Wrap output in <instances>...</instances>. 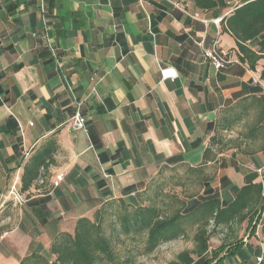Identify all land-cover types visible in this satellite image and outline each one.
<instances>
[{
  "label": "crops",
  "instance_id": "0c3cea01",
  "mask_svg": "<svg viewBox=\"0 0 264 264\" xmlns=\"http://www.w3.org/2000/svg\"><path fill=\"white\" fill-rule=\"evenodd\" d=\"M225 2L201 11L189 0H0V264L45 254L78 219L174 169L202 167L222 206L264 169V120L248 101L264 94V59L249 70L221 31L241 0ZM257 41L246 43L256 54ZM213 45L230 61L222 70L205 58ZM168 67L177 77L161 80ZM76 111L85 130L69 125ZM25 170L40 177L21 191ZM252 226H240L242 245L220 264H264V223Z\"/></svg>",
  "mask_w": 264,
  "mask_h": 264
},
{
  "label": "trees",
  "instance_id": "16d2710c",
  "mask_svg": "<svg viewBox=\"0 0 264 264\" xmlns=\"http://www.w3.org/2000/svg\"><path fill=\"white\" fill-rule=\"evenodd\" d=\"M189 1L201 11L228 8L225 0ZM220 27L223 33L235 40L241 60L253 71L257 62L264 59V0H241L230 15L220 21ZM254 40H258L257 54L246 46L247 42ZM260 80L264 82V67ZM248 101L257 107L258 119L264 120V94L249 97ZM221 139L213 136L210 141L213 145L222 146ZM54 149V143H50L45 154L38 157V170L45 168L46 160L51 162L52 157L47 154ZM210 155V149H205L203 164L210 159ZM178 169H184L183 176L178 177V186L193 181L199 192L182 197L174 194L163 197L159 191L164 181V176H161L153 185L136 192L130 202L122 199L104 202L92 220L78 219L73 232L58 233L45 254L31 253L23 257L19 264H135V254L150 255L160 246L185 239L190 233L192 249L181 251L168 264H220L242 245V238L238 237L240 226L246 223L248 230L258 220L263 202L261 183L255 182L256 173L245 174L244 185L234 189L233 200L222 206L218 196L205 185L209 176L202 167L184 166ZM178 169L168 174H174ZM38 170L36 173L25 170L21 191L28 190L31 183L38 180ZM153 186H156V191L151 194L155 189ZM236 226L239 228L234 230ZM254 227L255 224L252 229ZM217 232H226V235L217 248L210 249V240ZM129 242L131 247H127ZM116 245H124V252H119ZM137 249L139 251L135 253ZM223 253L225 255L220 257Z\"/></svg>",
  "mask_w": 264,
  "mask_h": 264
},
{
  "label": "rangeland",
  "instance_id": "374dc122",
  "mask_svg": "<svg viewBox=\"0 0 264 264\" xmlns=\"http://www.w3.org/2000/svg\"><path fill=\"white\" fill-rule=\"evenodd\" d=\"M183 173H184V169H178V171L174 174L164 175V181L159 189L163 197L166 194H174L177 195L178 197H182L189 193L199 192L198 186L194 185L193 181L185 182L184 186H178L179 183L178 177H182ZM154 187L155 189L151 191V194L156 191V186H153L152 188ZM238 228L239 227L236 226L235 230H237ZM224 235H226V232L223 233L217 232L216 235L213 236L212 239L210 240V246L212 248L218 246V244L221 243V241L223 240ZM191 236L192 233H190L189 236L185 239H179L177 241L164 244L150 255L142 256L135 254V264H168L169 262L175 260L176 256L181 251L192 249L193 244L191 241ZM126 244L127 247H131L130 242ZM140 248L141 246H139V249ZM116 249H118L119 252L123 253L125 246L116 245ZM138 251L139 250L137 249L135 253H137Z\"/></svg>",
  "mask_w": 264,
  "mask_h": 264
},
{
  "label": "built area",
  "instance_id": "2783aa9c",
  "mask_svg": "<svg viewBox=\"0 0 264 264\" xmlns=\"http://www.w3.org/2000/svg\"><path fill=\"white\" fill-rule=\"evenodd\" d=\"M41 7H42V3H41ZM175 7L181 10L183 13H185L190 18L197 20V21L205 22L197 18L195 15L188 14L187 11H185V9H183L182 7H179V5L175 4ZM218 22L219 20L214 21V23H218ZM205 58L210 61V63L216 70H222L230 63L226 55L222 53L215 45L211 46L205 52ZM160 77H161V80H164V81L174 80L177 77V75L173 68L168 67L160 71ZM69 125L72 130H78V131L85 130L86 129V119L81 115L79 111H76L70 118ZM256 173L258 177L260 178V183L263 188V191H262L263 202L261 206V211L259 212L258 220L255 221L256 228H259L261 224L264 223V169H259L256 171ZM63 178H64L63 174H57L55 176L54 181L51 183V187L57 188L60 185V183L63 181ZM10 195L15 205H20L23 203V198L18 193H15L14 191H10ZM261 261H262L261 257L257 258L258 263H260Z\"/></svg>",
  "mask_w": 264,
  "mask_h": 264
}]
</instances>
